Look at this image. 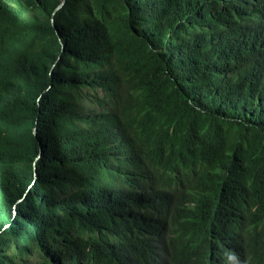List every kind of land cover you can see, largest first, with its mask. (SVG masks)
<instances>
[{
	"label": "trees",
	"instance_id": "1",
	"mask_svg": "<svg viewBox=\"0 0 264 264\" xmlns=\"http://www.w3.org/2000/svg\"><path fill=\"white\" fill-rule=\"evenodd\" d=\"M0 264H264V0H0Z\"/></svg>",
	"mask_w": 264,
	"mask_h": 264
},
{
	"label": "rangeland",
	"instance_id": "2",
	"mask_svg": "<svg viewBox=\"0 0 264 264\" xmlns=\"http://www.w3.org/2000/svg\"><path fill=\"white\" fill-rule=\"evenodd\" d=\"M38 260H39V258L37 256L33 258V262H36Z\"/></svg>",
	"mask_w": 264,
	"mask_h": 264
},
{
	"label": "water",
	"instance_id": "3",
	"mask_svg": "<svg viewBox=\"0 0 264 264\" xmlns=\"http://www.w3.org/2000/svg\"><path fill=\"white\" fill-rule=\"evenodd\" d=\"M62 5V3L57 7V9Z\"/></svg>",
	"mask_w": 264,
	"mask_h": 264
}]
</instances>
